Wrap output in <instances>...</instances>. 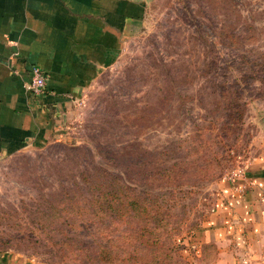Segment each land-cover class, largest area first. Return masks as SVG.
<instances>
[{"label":"rangeland","instance_id":"obj_1","mask_svg":"<svg viewBox=\"0 0 264 264\" xmlns=\"http://www.w3.org/2000/svg\"><path fill=\"white\" fill-rule=\"evenodd\" d=\"M148 1L52 136L0 163V264H96L117 224L90 207L124 184L157 200L189 241L177 251L204 264L190 240L264 149V0Z\"/></svg>","mask_w":264,"mask_h":264},{"label":"crops","instance_id":"obj_2","mask_svg":"<svg viewBox=\"0 0 264 264\" xmlns=\"http://www.w3.org/2000/svg\"><path fill=\"white\" fill-rule=\"evenodd\" d=\"M148 2L0 0V163L52 136L142 29ZM33 65L47 75L40 95L27 88ZM193 239L204 264H264V149L245 179L224 180ZM209 244L215 253L207 259Z\"/></svg>","mask_w":264,"mask_h":264},{"label":"trees","instance_id":"obj_3","mask_svg":"<svg viewBox=\"0 0 264 264\" xmlns=\"http://www.w3.org/2000/svg\"><path fill=\"white\" fill-rule=\"evenodd\" d=\"M152 201L125 184L111 190L107 196L104 193L97 196L89 212L96 221L108 220L117 226L111 228L105 241L98 243L92 263L189 264L177 251L189 241L166 228V213L157 200Z\"/></svg>","mask_w":264,"mask_h":264},{"label":"built area","instance_id":"obj_4","mask_svg":"<svg viewBox=\"0 0 264 264\" xmlns=\"http://www.w3.org/2000/svg\"><path fill=\"white\" fill-rule=\"evenodd\" d=\"M47 87V75L46 73L36 65L31 66L30 68V78L27 82V88L35 95H40L45 92ZM247 170L241 168L233 173L232 176L229 177L233 183H236L238 179H242L246 177Z\"/></svg>","mask_w":264,"mask_h":264}]
</instances>
